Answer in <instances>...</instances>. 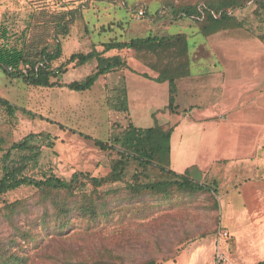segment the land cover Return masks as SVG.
Returning a JSON list of instances; mask_svg holds the SVG:
<instances>
[{"label":"trees","instance_id":"obj_1","mask_svg":"<svg viewBox=\"0 0 264 264\" xmlns=\"http://www.w3.org/2000/svg\"><path fill=\"white\" fill-rule=\"evenodd\" d=\"M88 2L115 3L111 0H50L25 20V28L22 27L25 21L17 23L15 13L5 15V20L0 22V70L3 75L9 79H21L34 88L61 86L73 92H86L100 76L124 67L125 63L119 57L104 59L103 65H98L94 74L87 76L85 80L62 83L61 75L67 72L68 65L86 62L97 54L96 51L88 54L74 53L65 63L56 65L63 56L61 40L68 36L75 20L82 17V11L87 8ZM250 4L254 6L253 12L246 17L240 16V25L259 33V38L264 41V0H207L205 4L182 7L175 17L198 18V21L223 20L236 15V12ZM166 10L167 4L152 14H148L143 8L142 17L150 22H158ZM118 26L120 22H111L107 26H101L100 32H113ZM101 45L104 51L130 49L136 60L142 61L157 74V82H168L169 108L172 110L174 81L190 73L189 49L185 36H148L125 42L113 39ZM22 65L28 68H21ZM2 111L8 118L14 117L18 111L35 117L4 98H0V112ZM126 129L120 148L81 134L83 138L93 141L101 151H117L118 157L112 160L110 172L103 178L76 173L69 181L52 174L37 179L27 173L36 168L41 155V145L33 142L43 138L42 143L49 136L29 134L10 146L0 137V197L22 187L35 191L32 197L6 203L0 211V264H31L34 258L29 253V248L38 249L40 246L64 250L63 256L66 259L62 262L66 264H127L126 258L107 248L98 249L93 254L78 253L66 244L68 242L64 238L78 227L88 229L90 224L97 226L110 220V207L114 202L120 204L114 208L134 206L141 198L151 195L165 198L174 190L197 191L216 196V185L194 183L187 177L174 176L173 181L141 184L138 170L133 174V183L127 187L99 192L98 189L105 185L122 181L132 163L142 171L152 166L167 171L172 130L158 125L142 129L132 124ZM87 185L93 188L89 192L86 190ZM70 252L76 256V261H69L70 258L66 257ZM133 264H156V261L148 259ZM257 264H264V259Z\"/></svg>","mask_w":264,"mask_h":264},{"label":"crops","instance_id":"obj_2","mask_svg":"<svg viewBox=\"0 0 264 264\" xmlns=\"http://www.w3.org/2000/svg\"><path fill=\"white\" fill-rule=\"evenodd\" d=\"M179 1L159 0L155 12L164 4L168 10L160 21H149L148 34L138 37H186L190 73L174 81L172 110L168 82H157V74L136 60L130 49L104 51L101 45L113 39L128 40L113 38L95 47L106 60L119 57L125 63L101 76L103 97L116 108L112 113L122 127L108 142L120 148L130 124L142 129L170 128L167 172L194 183L216 185L217 190L238 178L226 194L246 199L232 205L221 221V228L229 233L224 248L229 253L232 241L237 258L229 254L236 263L257 264L264 259V41L259 33L241 26L238 15L214 21L176 19L185 7ZM140 5L148 11L146 3ZM97 87L95 83L82 93L93 94ZM110 132L116 131L110 128ZM215 240L216 232L210 240L202 237L186 242L172 258L156 264H186L200 257L213 264ZM190 245L194 248L187 252Z\"/></svg>","mask_w":264,"mask_h":264},{"label":"rangeland","instance_id":"obj_3","mask_svg":"<svg viewBox=\"0 0 264 264\" xmlns=\"http://www.w3.org/2000/svg\"><path fill=\"white\" fill-rule=\"evenodd\" d=\"M47 1L50 0H0V22L5 20V15L12 13L17 15V23L28 20L29 16L38 12L39 7L44 6ZM111 1L115 3L88 2L89 5L82 11V17L75 20L68 36L61 40L63 56L56 65L65 63L74 53L86 54L92 50L96 51L95 47L100 42L113 38L129 40L148 34L151 24L147 18L137 16L138 11L144 8L140 3H146L148 14H152L159 7V0ZM206 1L179 2H183L185 6H197L205 4ZM253 9V4H250L236 12V15L246 17ZM111 22H120V26L113 32H100L101 26H107ZM25 25L26 21L22 23V27L25 28ZM96 53V57L86 62L68 65L67 72L61 75L62 83L81 82L87 76L93 75L96 67L103 65L102 61L105 59L103 53ZM96 83L98 87L93 94L73 92L65 87L34 88L22 80L7 78L0 70V98L35 116L18 111L14 117L8 118L3 111L0 112V137L6 141L7 146H10L29 134L49 136V139L42 143L43 138L33 142L41 145V155L36 168L27 172L29 176L41 179L44 175L52 174L69 181L76 173L88 174L94 178H103L109 174L112 160L118 157L117 151H101L93 141L82 137L87 135L108 142L112 140L113 135L119 134L117 130L122 128L112 113L116 108H112L108 99L103 97L101 76ZM110 128H114L116 132L112 134ZM136 170L141 184L175 180L167 171H161L153 166L142 171L132 163L122 181L105 185L98 191L127 187L133 183V174ZM237 182L238 178L234 182H226L224 187L216 191V196L197 191L174 190L165 198L154 195L141 198L134 206L123 205L114 208L120 205L114 202L110 207L112 213L110 220L97 226L90 224L88 229L78 227L64 239L68 242L66 244L71 249H76L78 253L93 254L98 249L107 248L116 255L126 258L127 264L148 259L157 262L172 258L180 245L202 237L210 240L215 232L217 234L221 228V221L227 216L231 206L246 199L232 192L226 194L228 188ZM92 189L87 185L88 192ZM34 193L33 189L22 187L0 197V211L6 203L27 199ZM80 223L84 225L83 222ZM42 247L29 248V253L34 258L31 264H66L62 262L66 259L63 256L64 250L57 247L46 249ZM190 248L194 246L190 245L187 252ZM228 249L229 253L237 258L232 241L228 243ZM205 250L202 254H205ZM66 257L70 258L69 261H76V256L72 255V252ZM237 263L247 264L243 260ZM186 264H206V261L204 257H200L187 261Z\"/></svg>","mask_w":264,"mask_h":264},{"label":"built area","instance_id":"obj_4","mask_svg":"<svg viewBox=\"0 0 264 264\" xmlns=\"http://www.w3.org/2000/svg\"><path fill=\"white\" fill-rule=\"evenodd\" d=\"M138 18L143 16V11L139 10L137 13ZM21 68H28V66H21ZM229 233L219 228L216 234L215 240V251L213 264H237L235 260L230 256V254L224 248V240L228 239Z\"/></svg>","mask_w":264,"mask_h":264}]
</instances>
